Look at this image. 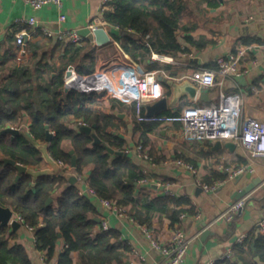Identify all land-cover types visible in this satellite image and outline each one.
<instances>
[{
	"label": "trees",
	"instance_id": "1",
	"mask_svg": "<svg viewBox=\"0 0 264 264\" xmlns=\"http://www.w3.org/2000/svg\"><path fill=\"white\" fill-rule=\"evenodd\" d=\"M107 5L105 20L119 29L114 37L122 42L132 58L146 62L152 68L149 63L152 49L173 55L186 50L177 31H191L198 24L189 0H109ZM188 15L190 17L186 18ZM35 33L43 35L40 29ZM148 34L151 46L145 40ZM186 39L193 45L203 46L192 36L188 35ZM24 40L19 43L18 33H11L8 41H15V44L4 50L0 47V204L11 207L15 214L23 217L25 224L35 230L36 248L45 251L48 261L56 255L58 242L63 239L65 245L59 252L58 264H73L74 253L81 264H125L131 249L118 240L119 233L112 228L94 233L98 209L93 198L112 199L120 206L131 205L130 215L143 225L151 221L150 212L154 210L171 211L173 222L180 221V213L185 209L174 208L189 204L191 200L169 192L157 196L141 193L140 182L145 176L138 166L127 154L108 150L110 146L124 151L126 140L113 132L120 126L119 116L97 107L105 91L67 89L65 74L70 64H77L80 75L95 72L96 49L92 48L89 39L83 45L57 37L47 41L30 38L25 44ZM46 44L50 49L44 47ZM56 56L61 63L55 60ZM120 107L124 108L122 104ZM136 107L134 103V113ZM141 113L146 116L145 106L141 107ZM165 115L176 116L163 112L157 117ZM81 119L93 127L91 133L79 129L77 122ZM27 120L29 125L25 134L22 132ZM138 121L137 129L142 130L139 144L145 148L149 141L148 132L164 122ZM11 126L22 132L15 135L3 132ZM48 130L53 134L49 151L55 159L71 163L73 155L63 147V142L68 140L77 156L75 171L80 174L86 166L93 165L88 183L96 195L82 194L78 184H70L57 196L55 206L48 201L54 198L56 187L66 183L62 174L35 179L32 174L23 173L17 180L19 169L6 163V158L38 168L44 157L29 136L45 142ZM94 133L100 142L96 141ZM215 175L211 180L220 177L219 173ZM190 212H196L194 207ZM11 231L10 225L0 223V264H34L26 247L13 243L17 231ZM247 252L264 260V231L253 229L242 243L235 246L237 260L233 256L219 259L215 264H241L240 258Z\"/></svg>",
	"mask_w": 264,
	"mask_h": 264
},
{
	"label": "crops",
	"instance_id": "2",
	"mask_svg": "<svg viewBox=\"0 0 264 264\" xmlns=\"http://www.w3.org/2000/svg\"><path fill=\"white\" fill-rule=\"evenodd\" d=\"M189 4L198 24L191 31H177L179 41L186 50L176 55L167 51L160 52L173 56L175 62L155 60L152 54L149 63L154 68L146 62L136 61L125 51L122 42L114 37L115 34H112L111 41L104 45L90 40L92 48L96 49L95 72L103 65H106L104 67L106 70H113L115 65L121 67L129 65L139 72L156 71L164 86L163 97L158 100L166 98L168 106L167 109L155 113L153 117L163 112L180 115L190 105H217L221 88L220 85L199 87L198 95L195 99H191L188 94L177 96L175 84L189 80L196 85L191 79L195 70L217 69L215 61L218 57H229L241 48H248V54L241 58L244 74L236 78L222 79L223 90L241 95L242 121L250 117L264 121V0H189ZM108 8L104 0H65L62 8L50 4L39 10L23 0H0V47L4 50L10 44H15V41L9 42L8 37L16 32L19 36L26 32L24 44L30 38L49 40L51 37L43 32L42 27H32L26 22V19L32 15L37 16L41 26H47L56 32L89 27L96 19L100 20L101 26L110 31L113 26L105 20V12ZM61 12L66 14L65 21L59 20ZM38 29L42 30V36L35 35ZM188 35L203 43V46L191 44L186 39ZM69 68H75L78 73L77 64H70ZM164 77H167L166 81L163 80ZM170 80H174V84H171ZM218 80L221 81L220 75ZM105 93L101 97V104L97 107L119 116L120 126L114 128L113 132L126 140L124 145L126 149L121 151L130 157L145 176L140 182L141 193L157 196L169 192L191 200L189 204L173 207L179 210L185 209L180 213V221L173 222L171 211L154 210L150 212L151 221L145 224L163 242L169 239L176 227L186 232L191 241L183 264H215L219 259L232 258L235 246L242 243L253 229L259 228L264 231L260 226L264 203V156H251L240 140L223 139L220 140L222 142L220 146H217L219 140H187L183 135L182 122L174 120L163 121L164 123H161L156 130L148 132L149 141L143 148V153L148 154L151 159L146 158L137 149L141 142L142 130L137 129L136 122L139 119L138 111L136 110L135 113L132 111L134 103H127ZM201 93H207L206 98H201ZM158 100L142 105L145 106L146 115L147 106L153 105ZM121 104L124 108L120 107ZM28 121H26L27 126ZM63 147L72 150V144L68 140L63 142ZM178 159L191 161L189 163L196 167L197 172L178 165ZM69 164L72 167L71 171L79 174L75 171L76 168ZM224 166L235 168L243 166L245 171L235 178H229ZM44 167H48L45 161L36 169ZM92 168L93 165L90 164L80 173L83 179L76 183L80 188L89 185L88 179ZM215 173H219L220 177L211 180ZM198 179L209 183L222 179L223 184L215 191H206L199 184ZM67 185H70L68 181L56 187L54 198L49 199L48 203L53 202L57 206V196ZM248 187L250 188L246 192H242ZM239 200L244 201V207L233 219H227L224 216L225 212ZM93 201L98 209L95 215L97 225L94 233L103 229L102 223L105 221L108 223V229H115L119 233L118 240L131 249L125 264H166L164 256L152 247L150 239L145 235L141 226L143 224L130 215L131 205L126 206L129 216H120L104 205L100 198L95 197ZM192 207L196 210L195 213L190 212ZM10 228L12 229L11 226ZM35 239V230L22 224L13 243L23 244L34 264H58V255L64 248V240L60 239L56 255L48 261L45 258V251L36 248ZM134 250L143 254L145 258H141ZM229 253L231 256H227ZM73 258V264H81L76 253L73 254ZM233 258L237 260L238 256ZM240 259L241 264L255 262L264 264V260L250 252L245 253Z\"/></svg>",
	"mask_w": 264,
	"mask_h": 264
},
{
	"label": "built area",
	"instance_id": "3",
	"mask_svg": "<svg viewBox=\"0 0 264 264\" xmlns=\"http://www.w3.org/2000/svg\"><path fill=\"white\" fill-rule=\"evenodd\" d=\"M33 6L34 9L39 10L46 5H56L62 8L65 0H23ZM109 0H104V4H107ZM60 21L66 20V14L62 13L59 16ZM26 22L32 27H42L43 32L48 37H57L60 40L73 41L78 45H83L86 37L82 36L77 29H64L59 31H53L47 26H41L36 15H32L26 19ZM100 20L96 19L90 24V28L101 26ZM103 26V25H102ZM26 33V32H25ZM25 33L19 36V43L23 41ZM28 33V32H27ZM150 35L146 36L147 45L150 44ZM248 48H241L236 54L228 56H220L216 59L217 69H198L193 72L191 79L196 83L198 88L207 86L220 85L219 103L213 106H199L190 105L186 107L180 115L176 116H160L149 118L147 115L141 113V107L144 103L156 101L163 97L164 86L162 80L158 78L156 71L143 70L139 72L136 69L131 68L129 65L126 67L114 66L113 70H104L100 74H93L86 76V88L89 91H107L113 97L119 98L127 103H136L139 120H162V121H174L179 120L183 125V135L187 140L203 141V140H223L232 139L240 140L243 146L247 149L251 156H264V121L256 118H247L244 121L241 120L242 116V97L239 93H229L223 90V80L228 77H240L244 74L245 69L242 66V56L248 54ZM152 58L164 62H175L173 56L165 55L164 53L157 52L152 49ZM72 72L71 75L65 78L66 84L71 81H77L80 84H85V81L79 80V74L75 68H69ZM112 73V75H111ZM98 75V76H96ZM220 75L221 81L218 80ZM105 93V94H107ZM79 129L87 126L84 120H78ZM137 149L140 154L146 158L151 157L148 154L143 153V146L139 144ZM59 162L63 165L64 171H71L72 167L69 163H65L62 160ZM178 165L185 166L186 168L197 172L196 167L183 160H177ZM225 171L228 173L229 178H235L245 171V167H231L224 166ZM78 180L82 181V174H77ZM199 184L206 191H215L220 185L223 184L222 179H217L211 183L203 182L198 179ZM80 193L96 192L89 185L86 188L81 187ZM104 205H106L111 211L117 213L120 216H129V212L126 206H120L112 199L100 198ZM243 200L234 202L229 209L225 212L227 219H233L234 216L244 207ZM14 218L21 221L23 224L24 219L22 216L15 214ZM134 219V218H133ZM28 226L27 224H25ZM103 229H108V223L105 221L102 223ZM141 225V224H140ZM145 235L150 239L151 245L165 258L166 264H183L187 258L191 238L186 232L176 227L173 229L171 236L165 242L161 241L156 236L153 230L146 225H141ZM260 226L264 229V203H263V217L260 222ZM33 229L32 227L28 226ZM134 252L141 258H145L143 254L134 250ZM227 256H231L229 253Z\"/></svg>",
	"mask_w": 264,
	"mask_h": 264
},
{
	"label": "water",
	"instance_id": "4",
	"mask_svg": "<svg viewBox=\"0 0 264 264\" xmlns=\"http://www.w3.org/2000/svg\"><path fill=\"white\" fill-rule=\"evenodd\" d=\"M79 33L86 37L87 39L91 41H96L99 45H104L107 44L111 41V36L112 34H118L119 29L116 27H112L110 31L105 28L104 26H99L95 28H90V27H83L79 29ZM72 72L70 70L67 71V76L71 75ZM93 76V74H92ZM98 76V75H96ZM86 76L85 75H79V80L80 81H85V84H80L77 81H71L66 84L67 89H72V88H77V89H82L86 86ZM167 77H164L163 80L166 81ZM171 84H174V80L169 81ZM175 90H176V95L181 96L183 94H188L191 99H195L196 96L198 95L199 88L197 85L194 83L190 82L189 80L184 81L183 83L175 84ZM82 91H89L82 89ZM207 93H201L200 97L201 98H206ZM168 106V101L166 98H163L161 100H158L156 103L153 105H148V113L147 116L149 118H152L155 113L160 112L164 109H167ZM82 131H85L87 133H91L93 130V127L90 126H84L81 128ZM3 132H10L13 135L21 133L22 131L18 128L15 127H7L3 130ZM22 133L26 132L23 130ZM94 136L96 137V141L100 142L101 140L98 138V136L94 133ZM53 137V134L51 133L50 130H48V135H47V141L45 142H40L35 140L33 137L29 136L31 141L34 143V145L39 148V150L42 152V155L44 157V161L48 163V167L40 168V169H33L30 168L22 163H17L14 159L12 158H6V163H11L17 166L19 169V174L17 176V180L21 177L23 173H30L34 176L35 179H38L40 176L43 175H59L62 174L64 177H66L68 183L70 184H76L78 182V176L75 172L72 171H63V165L59 162L58 159H55L52 154L49 151V142L51 138ZM222 145V142L219 140L217 141V146ZM108 150L111 153H118V154H124L123 151H116L112 149L111 147H108ZM72 156L71 164L73 167H76L77 165V156L75 154V151L72 149L70 150ZM250 187L247 189L243 190L242 192H246ZM52 200V198H50ZM15 212L11 207H6L2 206L0 204V223L1 225H10L12 227V231H18L20 227L22 226V222L19 221L18 219L14 218Z\"/></svg>",
	"mask_w": 264,
	"mask_h": 264
},
{
	"label": "rangeland",
	"instance_id": "5",
	"mask_svg": "<svg viewBox=\"0 0 264 264\" xmlns=\"http://www.w3.org/2000/svg\"><path fill=\"white\" fill-rule=\"evenodd\" d=\"M44 47H47L48 49H50V45L46 44ZM55 60H57L58 63H61V59H59L57 56L55 57ZM75 64V63H74ZM104 67H106V65H103L99 68V70L97 72H93L92 74H98L99 75V78H100V74L104 72V70H106V68L104 69ZM68 70V68H67ZM78 70V69H77ZM79 74V73H78ZM80 75V74H79ZM87 76H90V75H87ZM84 90H87L86 87L82 88ZM80 89V90H82ZM100 92H103V91H100ZM11 127H15V126H11ZM16 128V127H15ZM26 131H28V128H27V124L24 125V128H23ZM64 171V170H63Z\"/></svg>",
	"mask_w": 264,
	"mask_h": 264
}]
</instances>
